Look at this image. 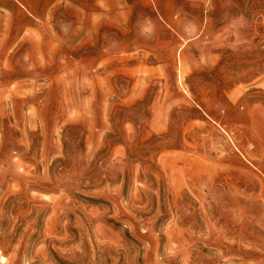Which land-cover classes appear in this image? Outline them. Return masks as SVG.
<instances>
[{
    "label": "rangeland",
    "instance_id": "obj_1",
    "mask_svg": "<svg viewBox=\"0 0 264 264\" xmlns=\"http://www.w3.org/2000/svg\"><path fill=\"white\" fill-rule=\"evenodd\" d=\"M0 264H264V0H0Z\"/></svg>",
    "mask_w": 264,
    "mask_h": 264
}]
</instances>
